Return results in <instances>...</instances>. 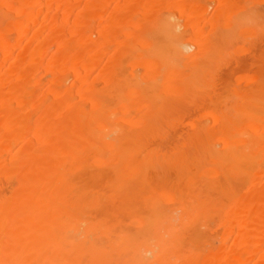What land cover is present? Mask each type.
I'll list each match as a JSON object with an SVG mask.
<instances>
[{
  "label": "bare ground",
  "instance_id": "1",
  "mask_svg": "<svg viewBox=\"0 0 264 264\" xmlns=\"http://www.w3.org/2000/svg\"><path fill=\"white\" fill-rule=\"evenodd\" d=\"M208 1L0 0V264H264V66L167 137L264 55V0Z\"/></svg>",
  "mask_w": 264,
  "mask_h": 264
},
{
  "label": "rangeland",
  "instance_id": "2",
  "mask_svg": "<svg viewBox=\"0 0 264 264\" xmlns=\"http://www.w3.org/2000/svg\"><path fill=\"white\" fill-rule=\"evenodd\" d=\"M208 2L211 3V5H210V9H209L210 11L208 12V15H207L208 18H209V15L213 14V11L216 9V7H217L216 4H217V2H215V1L213 2V0H210V1H208ZM263 4H264V3H263ZM263 4H262V3H261V4H260V3H259V4L256 3V7H257V8L259 7V9H260V11H261V9L263 10L264 6H262V8H261L260 5H263ZM254 5H255V4H254ZM254 5H253L252 7H255ZM211 7H212V8H211ZM214 7H215V8H214ZM256 7L253 8L252 11L255 10ZM211 9H212V10H211ZM255 11H256V10H255ZM258 11H259V10H258ZM258 11H257V13L259 14L260 11H259V12H258ZM262 12H263V11H261V13H260L261 15H258V16H261V17L264 18V15H263L264 12H263V13H262ZM254 13H256V12H254ZM256 15H257V14H256ZM256 15H255V16H256ZM211 16H212V15H211ZM211 16H210V17H211ZM257 18H258V17H257ZM259 18H260V17H259ZM261 19H262V18H261ZM261 19H260V20H261ZM257 20L259 21V19H257ZM262 21H264V19H263ZM259 22H260V21H259ZM260 23H262V22H260ZM258 24H259V23H258ZM259 25H260V24H259ZM261 25H263V26H261V27L264 29V23H262ZM252 26H253V27H254V26L258 27V25H256V23H255V25H251V27H252ZM185 27H186V26H185ZM185 27L182 26V28H184V30H185ZM225 27H227V24H226ZM182 28H181V29H182ZM254 28H255V27H254ZM262 28H260V26L258 27L256 33H257L258 31H261V32H260V35L258 34V33H259V32H258V33L256 34L257 36L252 35V34H251V30H249V31H250V35H247V34L249 33V31H248V33L246 32L247 34H246V33H245V34L243 33V34H241L242 36H241V35L237 36V37H238V38H237L238 41H237V39L233 40L234 42H233V45H232V46H234L235 43L238 44V45H239V44H242V46H243V44H244L243 41H245V40H247V39H250V38L252 39L253 36H255V37L252 39V43L249 42V41H251V39L248 40V44L250 45V47H251V46H254L253 43H255V41L257 42V39H261L262 36L264 35V32H263V35L261 36L263 30H259V29H262ZM250 29H251V28H250ZM255 29H256V28H255ZM255 29H254V30H255ZM184 30H183V31H184ZM180 31H181V30H180ZM187 31H188V33H187V34H188V37H187V38L190 39V37L193 36V35H191V34H193V33H191V32H192L191 30H189V29L187 30V28H186L185 32H187ZM187 34H186V36H187ZM254 34H255V33H254ZM251 35H252V36H251ZM193 37H194V36H193ZM239 37H240V38H239ZM241 37L244 38L245 40H243ZM257 37H259V38H257ZM260 37H261V38H260ZM189 39H187V40H189ZM193 39H194V38H193ZM241 39H242V42L240 41ZM263 39H264V38H263ZM184 41H186V39H184ZM184 41H183V44L185 43ZM190 41H191V40H190ZM239 41H240V42H239ZM253 41H254V42H253ZM261 41H262V40H261ZM186 42L188 43V41H186ZM192 42H193V41H192ZM192 42H190L189 44H191ZM245 42H246V41H245ZM187 43H185V44H187ZM193 44H194V42L190 45V46L193 48V49H190V52H191L192 50L194 51L195 49H197V46H196L195 44H194V45H195V46H194ZM236 44H235V48H233L232 46H231L230 48L236 49ZM245 44H246V43H245ZM251 44H253V45H251ZM258 44H259V42H258ZM238 45H237V48L239 49L240 47H238ZM256 45H257V43H256ZM256 45H255V47H254V50L256 49ZM183 46H184V45H182V47H183ZM185 46H186V45H185ZM185 46L183 47V49L185 48ZM244 46H245V45H244ZM244 46H243V47H244ZM186 47H187V46H186ZM188 47H189V46H188ZM195 47H196V48H195ZM189 48H190V47H189ZM230 48H228V51L230 50ZM241 48H242V47H241ZM247 48H248V47L246 46V49H247ZM251 48H252V47H251ZM261 48H262V47H261ZM246 49H245V50H244V49H241L240 51L238 50V51H232V52H231V50H232V49H231V50L229 51V52H231L229 55H230L232 61L229 59V57H228L229 55H227L228 52H227V54H225V56H224L226 59H224V57L221 58V59H219V62H218L217 65H218V67H219V69H220L221 71L223 70V71H222L223 73H222L221 71H218V70H219L218 68H217V69H218V70H217V69L214 67L215 71H216V72L218 71V73H219L220 75H219L218 73L214 72V74H215V73L218 74L217 76L214 75L215 78L217 77L216 80H215V78L213 79V76H212V79L215 80V81H213L212 79H210L211 81L209 80L210 83L212 82L213 86H214V85H215V87L217 86V89L214 88V90H217V91H215V92H213V90L211 91L210 87L207 86V85H209V84H208L207 82L204 83L205 80H203L202 83H203L204 85H203L202 83H201V84L203 85L204 88H205V86L208 87V91L206 90L207 88L205 89V91H207L208 93H206V92L203 93L204 91L202 92V90H204V88L201 87V88H203V89L201 90V88L199 89V86H198L197 92H199V93H198V95H196L195 99H194L193 101H191V102H192V103H190L191 106H187V104H183V105H182V107H181L182 110H181V111H182V114H183V116H184V117H183V116H182V117H183V119H185V121H184L185 124L183 123L182 126H181V124H179L180 127H178V124H177V126H175V125H176V124H175V125H173V126H171V127H174V126L177 127L176 130H178V128H180V130H183V132L179 130L180 133H176V134H175V133L172 132V130H170L171 128L168 129V127H167V129L170 130V134H169L167 137H168V139H170V138L173 139L172 141L170 140V141L172 142L171 144H173V142H174V145H175V144H177V143L179 142V140H181L182 142H184V141H183L182 139H180V138L185 136L184 138L187 139V137L190 136L191 133L193 132V129L195 128V126H197V125H199L200 123H202V121H200V120H202V119L204 120L205 117L208 118V119L206 118L205 121L208 120L207 122H208V123L210 122V123L208 124V126L211 125L212 120L210 121V120H209V117H212V116H209V117H208V116L206 115V116H204V118H203V115L200 116V115L197 113V112H199V108H198L197 105H199V107H200V111H201V112H199V113H203V114H204V112H202V111L212 112L211 110H215V109H213V108H214L213 106L216 105V104H218L217 102H219V94H218V93L226 92V91H227L226 93H228V96H230V98H228V96L225 95L226 98L223 99V100H221L222 97H221V94H220V97H221V98H220V101H223V103L220 102V104L222 105V104H224V103L227 102L226 104L229 105L230 101L228 102V101H226V99H230V100H232V97H233L234 95H235L234 98H235L236 96L239 98V93H238L239 91L236 92V94H235V90H241L242 92H244V91H245V88L247 87L246 85L249 86L250 84H252V86H254L253 84H254L255 82H253L252 80L254 79V81H256L257 77H255L256 79H255V78L252 79V78H251L252 75H251L250 72H252V74H256V75H253V77H254V76H257V75H259V74L261 73L260 70H263L262 66H264V63H262V62H264V55H263V53H262V54H258V53H260V50H262V49H259V51H257L258 53H257V52H254V51L252 50V51H253V54L251 53V51H250L249 48H248L247 50H246ZM252 49H253V48H252ZM187 50H188V49H187ZM197 50H198V49H197ZM242 50L245 51V53H244ZM263 50H264V48H263ZM193 51H192V53H193ZM195 51H196V50H195ZM195 51H194V52H195ZM241 52H242V53H241ZM246 52H247V53H246ZM248 52H249V54H248ZM262 52H263V51H262ZM188 53H189V52H188ZM254 53H256V54H254ZM242 54H244L245 56L242 55ZM247 54H248V55H247ZM246 55H247L248 57L250 56V58H249L248 60H243L244 58H245V59L248 58ZM254 55H255V56H254ZM256 55H258V56H256ZM232 56H234V57H232ZM241 56L243 57V59H241V58H242ZM235 57H236V58H235ZM239 57H240V58H239ZM259 58H260V59H259ZM233 59H234V60H233ZM235 59H236V61H235ZM250 59L253 61V63H251L252 61H250ZM225 61H227L228 63H227V64L224 63ZM230 61H231V62H230ZM233 61H234V62H233ZM237 62H238V63H237ZM254 62L259 63V65H258V64H255ZM243 64H244V65H243ZM250 64H251V65H250ZM238 65H239L240 69H239ZM232 66H233L234 69L232 68ZM216 67H217V66H216ZM228 67H229V69H230V68L232 69L231 71L228 70V72L230 71L229 74H228V72H227ZM235 67H236V68H235ZM226 68H227V69H226ZM251 68H252V69H251ZM235 69H236V72L234 71ZM255 70H256V71H255ZM213 71H214V70H213ZM232 71H233V72H232ZM246 71H247V73H248V71H250V72H249L246 76L244 75V78H245V79H243V81H244V80H246V81H244V82L242 81V82L244 83V85H243V84H240L241 79H238V78H239V76L241 77L242 73H245ZM253 71H255V73H254ZM220 72H221L222 74L225 73V75H222ZM239 73H241V74H239ZM212 74H213V73H212ZM227 74H228V75H227ZM234 74H235L236 76H235ZM248 75H249V78H251V79H249V81L247 82V79H248L247 76H248ZM250 75H251V76H250ZM220 76H221V77H224V79H222V81H221V77H220ZM230 76L232 77L231 79H232L233 81H232L231 79H228V78H227L228 81H223V80H225L226 77H229V78H230ZM237 76H238V78H237ZM242 76H243V75H242ZM219 77H220V78H219ZM246 77H247V78H246ZM259 77H260V76H258V78H259ZM241 78H243V77H241ZM227 79H226V80H227ZM217 80H218V81H217ZM230 80H231V81H230ZM209 81H208V82H209ZM251 81H252L253 83H250V84H249V82H251ZM221 82H222V86H221V85L219 86V83L221 84ZM225 82H226L227 84H226ZM245 82H246V84H245ZM256 82H257V81H256ZM232 83H233V84H232ZM247 83H248V84H247ZM206 84H207V85H206ZM217 84H218V85H217ZM228 84H230V85L232 84V85H233V86H231L232 88L229 86L231 89H233V94H232L230 88H228V89H230V91H229L228 89H227V90L222 89L223 86H224L223 88H225V86L228 87ZM237 84H238V87H239L240 89H238V87L236 88V85H237ZM202 85H201V86H202ZM210 85H211V84H210ZM210 85H209V86H210ZM213 86H211V87L213 88ZM234 86H235V87H234ZM252 86H251V87H252ZM255 86H256V85H255ZM218 87H221V88H218ZM249 87H250V86H249ZM235 88H236V89H235ZM224 90H225V91H224ZM243 90H244V91H243ZM218 91H219V92H218ZM228 91H229V92H228ZM210 92H211V93H210ZM212 92H213V93H212ZM217 92H218V93H217ZM230 92H231V95H230ZM200 93H201V95H200ZM209 93H210V94H209ZM226 93H225V94H226ZM202 94L206 95V97L212 95V96H211V97H212V100L216 99V98H217L216 95L218 94V99L215 100V101H212V102H216V104H213V103H212V104H213V106H212V104L210 103L211 106L208 105V102H209V100H211V99H210L209 97L206 98V97L203 96ZM208 94H209V95H208ZM213 94H214V95H213ZM197 96H198V97H197ZM241 96H242V95H240V97H241ZM237 97H236V100H237ZM205 98H206L207 100H206ZM223 98H224V97H223ZM234 98H233V99H234ZM208 99H209V100H208ZM205 100H206V102H204ZM224 100H225V101H224ZM234 100H235V99H234ZM240 100H241V99H240ZM240 100H238V101H240ZM231 102L233 103V101H231ZM235 103H236V102H235ZM235 103L232 104V105H235ZM171 105H172V108L174 107L173 110H172V114H173L174 112H177V111L174 110V109H176V106H175V105L173 106V103H170V104H169V106H171ZM185 105H186V107H185ZM192 105L196 106V108H193ZM201 105H202V106H201ZM228 105H226V106L224 105V106H222V107H227ZM169 106H168V108H170ZM230 106H231V105H230ZM230 106H229V107H230ZM191 107H192V108H191ZM201 107H202V108H201ZM197 108H198V110H197ZM204 108H205V109H204ZM210 108H211V109H210ZM177 109H178V111H179V107H178ZM190 109H191V110H190ZM194 109H195V110H194ZM229 109H230V108H229ZM169 110H170V109H169ZM170 111H171V110H170ZM181 111H180V112H181ZM189 111H191L190 114H189ZM208 112H207V113H208ZM178 113H179V112H178ZM178 113H177V114H178ZM179 114H181V113H179ZM175 115H176V114H175ZM175 115H174V116H175ZM194 115H195V116H194ZM197 115H198V117H197ZM208 115H211V114H208ZM192 117H193V118H192ZM195 117H196V119L198 118V120L200 119V120L198 121L199 123H197V122L195 123V120H196ZM199 117H200V118H199ZM201 118H202V119H201ZM192 119H193V120H192ZM194 119H195V120H194ZM186 121H187V122H186ZM192 121H193V123H195L194 125L191 123ZM196 121H197V120H196ZM205 121H204V122H205ZM204 122H203V123H204ZM181 123H182V122H181ZM188 123H189V124H188ZM190 124H191V125H190ZM205 124H207V123H205ZM205 124H204V125H205ZM186 128H189V129H186ZM174 129H175V128H174ZM184 129H185V130H184ZM187 130H189V131H187ZM174 131H175V130H174ZM182 133H183V134H182ZM184 133H186V134H184ZM189 133H190V135H189ZM178 134H180V135H178ZM182 135H184V136H182ZM177 138H178V139H177ZM189 138H190V137H188V139H189ZM175 139H176L178 142H177ZM188 139H187V140H188ZM174 140H175V141H174ZM170 141H169V142H170ZM185 141H186V140H185Z\"/></svg>",
  "mask_w": 264,
  "mask_h": 264
}]
</instances>
